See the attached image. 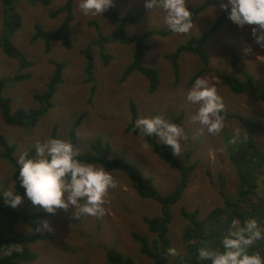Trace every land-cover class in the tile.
<instances>
[{
	"label": "rangeland",
	"instance_id": "rangeland-1",
	"mask_svg": "<svg viewBox=\"0 0 264 264\" xmlns=\"http://www.w3.org/2000/svg\"><path fill=\"white\" fill-rule=\"evenodd\" d=\"M64 1L51 0L50 5L30 3L28 0L15 1L17 10L23 16V25L11 39L34 62V66L24 70L31 73L29 78L7 83L4 87L3 93L13 98V108L36 106L34 95L46 90L55 69L53 61L67 60L68 65L64 71V81L57 87L48 114L35 125L21 126L6 124L0 111V134L16 144L14 155L20 162L31 147L39 144L26 175L28 184H32L36 180V172L53 147L50 135L54 125L58 124L62 143L59 157L46 179L34 184L40 186L43 182L55 181L69 169L76 170L83 178L64 181L45 194L21 200L23 205L31 207L36 204L38 208L53 205V212L41 221V230H48L53 236L31 245L37 253L36 260L18 264H109L106 254L112 247L128 251L139 261L150 263L152 259L141 254L139 243L132 239L130 233L138 231L150 235L142 215L159 214V202L140 197L125 172L107 171L95 163H72L67 156L70 128L76 117L84 112L83 123L78 128L79 152L88 150L90 142L100 137L111 144L112 157H124L134 163L144 175L153 177L162 193H167L178 183L180 171L164 162L144 137L127 131V124L132 119L131 101L137 103L138 120L146 126L155 125L154 114L158 112L163 124L161 139L170 128L174 116L182 114L173 135L172 149L183 162L197 160L199 164L180 203L186 204L190 210L199 207L208 213L224 202L219 173L226 176L229 192H236L239 186V168L231 157L229 141L236 142L245 136L249 128L248 123L237 117L222 119L204 106L217 105L227 108V111H237L246 119L264 123L263 102L255 100L251 92L234 93L221 78L222 74L233 72L232 52H236L240 64L256 75L264 91V6L256 0H217L193 21H183L175 32L167 35L155 33L148 37L151 48L143 63L161 71L160 84L155 91L151 90L148 78L140 71H134L124 82L120 81L122 73L132 61L133 44L121 41L106 44L103 52L112 56L107 64L101 56V48L94 45L97 90L90 99L91 84L85 80L87 60L83 49L88 42L97 38L94 21L100 24V30L105 34L112 33L114 23L103 10L106 0H76L75 19L71 26L72 47L66 48L61 41H55L48 52L43 39H32L37 32L36 24L46 29L59 26L60 21L51 17L50 12ZM152 1L155 0H115L112 8L123 14H135ZM205 1L157 2L147 9L137 23L128 26V32L138 34L144 30H166L175 22L187 19ZM1 10L0 2V32ZM224 10L229 13L225 24L204 45L210 58V70L191 86L187 85L190 77L201 69L202 62L193 53H183L180 57V81L176 82L171 61L165 54L208 30ZM18 66V60L3 51L0 35V79L10 78ZM254 138L264 155V135H255ZM190 149L194 152L188 160ZM3 150L0 144V189L15 196L13 167L3 156ZM261 160L264 161V158ZM254 171L260 178L257 180L259 193L253 198L255 204L261 206L264 165H258ZM78 196H83V202L78 200ZM17 201L15 205H19ZM180 203L173 206L170 232L172 260L186 250L183 239L186 220L179 212ZM3 220L5 223V218L1 216L0 226ZM22 224L18 223L16 228L24 229ZM263 236L261 233L259 237ZM234 250L237 259L232 264H264V244L257 245L251 260L245 249L235 247Z\"/></svg>",
	"mask_w": 264,
	"mask_h": 264
},
{
	"label": "trees",
	"instance_id": "trees-1",
	"mask_svg": "<svg viewBox=\"0 0 264 264\" xmlns=\"http://www.w3.org/2000/svg\"><path fill=\"white\" fill-rule=\"evenodd\" d=\"M15 1L0 0L2 8V28L0 32L2 49L19 62L18 70L10 78L0 79V111L5 123L8 125H35L52 108V99L58 85L64 81V71L68 63L67 60L53 61L55 69L47 82L46 90L43 93L34 95L37 102L36 106L13 108V98L6 96L3 93V89L7 83L29 78L31 73L24 70L34 66V62L11 39L14 32L23 25V16L17 10ZM28 1L30 3L41 2L45 5L51 4V0ZM75 1L65 0L50 12L51 17L60 21L59 26L46 29L41 24H36L37 32H35L32 39H43L48 52L51 51L55 41H61L66 48L72 47L71 26L75 19ZM114 1L106 0L103 6V10L114 23L112 33H103L100 30V24L94 21L98 31L97 38L88 42L83 49L87 60L85 80L91 84L90 99L97 90L94 45H98L101 48V56L105 64H107L112 56L105 51L103 52L106 44H111L115 41L133 44L132 61L122 73L120 81L124 82L134 71H140L148 78L151 90L155 91L160 84L161 71L155 66H146L143 63L146 53L151 48L148 37L155 33L162 35L173 33L183 21H193L201 11L217 3V0H206L194 9L187 19L175 22L166 30H144L138 34H129L128 26L137 23L145 15L147 9L162 0L152 1V3H149L135 14H123L119 10L112 8ZM256 2L264 6V0H256ZM228 14V11L224 10L208 30L201 35L189 38L185 43L179 45L176 50L165 54L166 58L171 61L176 82L180 81V57L183 53H193L202 62L201 69L190 77L187 85L191 86L207 70H210V58L204 50V45L225 24ZM231 67L232 73L221 75L222 82L234 93L251 92L255 100L262 101L264 104V91L258 84L256 75L240 64V58L236 52H232ZM204 108L222 119L237 117L248 123L249 128L245 136L239 138L236 142L229 141L231 157L239 168V186L236 192H229L226 188V176L223 173H219L218 177L224 202L216 205L208 213H204V210L202 211L199 207L190 210L186 204L180 203L188 189L190 178L199 164L197 160L192 162L186 160L183 162L172 149L173 135L182 114L174 116L170 128L164 132V138L161 139L160 134L163 124L158 112L154 114L155 125L153 127L146 126L138 120L137 103L131 101L132 119L127 124V131L134 133L136 136L144 137L164 162L173 165L180 171L178 183L167 193H162L155 185L153 177L144 175L134 163L124 157H112L111 144L100 137L90 142L88 150L79 152L77 150L79 142L78 128L83 123L85 113L82 112L76 117L69 131L70 143L67 156L71 162L77 165L95 163L101 165L107 171L119 170L125 172L129 175L130 183L140 197L153 199L160 204L159 214L149 215L143 213L142 215V220L147 225L150 235L145 234L146 232L138 231H131L130 233L132 239L139 243L141 254L151 258V262L139 261L128 251L112 247L107 250L106 254L109 264H232L237 259L234 256L235 247L245 249V253L251 260L253 253L256 252L257 245L264 244V236L260 238L261 233L264 234V196L261 198V206L256 205L253 198L254 195L259 193L257 191V180L260 178L255 174L254 169L258 165H264V161L261 160L264 155L259 151L258 143H255L254 136L264 135V123L252 118L246 119L237 111H227V108L224 109L217 105H208L207 107L204 106ZM262 117L264 118V110ZM58 130V124H55L50 135L51 142H54L53 147L47 158L42 162L38 172H36V180L32 184H28L26 175L30 170L31 160L39 149V144L36 143L31 147L20 162L14 155L16 144L11 143L5 135L0 134V144L4 149L3 156L13 167V180L17 192L13 196L0 189V218L1 216L5 218V223L4 220L1 221L3 225L0 226V264H18L21 261L31 262L36 260L37 253L32 250L31 245L39 240H46L53 236L50 231L41 230V221L53 212V205L38 208V204H36V206L31 207L28 204L23 205L21 200L45 194L64 181L83 178V175L76 170L69 169L55 181L43 182L40 186L34 184L38 180L46 179L59 157L62 143ZM193 152V149L188 151V160ZM78 200L83 202V196H78ZM16 201L19 205H15ZM178 203H180L179 212L182 218L186 220V225L183 229L186 250L172 260L170 232L174 216L173 206ZM20 222L25 226L24 229L22 227L16 228V225ZM253 239L256 240L253 241Z\"/></svg>",
	"mask_w": 264,
	"mask_h": 264
}]
</instances>
